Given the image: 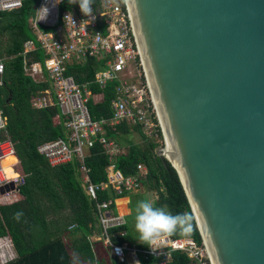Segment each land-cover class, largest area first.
I'll return each instance as SVG.
<instances>
[{"label":"water","instance_id":"1","mask_svg":"<svg viewBox=\"0 0 264 264\" xmlns=\"http://www.w3.org/2000/svg\"><path fill=\"white\" fill-rule=\"evenodd\" d=\"M126 1L172 157L154 153L211 263L264 264V0Z\"/></svg>","mask_w":264,"mask_h":264},{"label":"built area","instance_id":"2","mask_svg":"<svg viewBox=\"0 0 264 264\" xmlns=\"http://www.w3.org/2000/svg\"><path fill=\"white\" fill-rule=\"evenodd\" d=\"M23 1L0 0V12L17 9ZM62 1L57 0L59 3H56V0H34V12L27 18L32 39L26 40L22 45L23 74L38 83H48L47 89L31 97V107L40 109L56 105L66 131L65 138L42 142L36 146V151L51 167L76 160L79 163L78 177L90 198L96 199L99 191L107 192V197L96 200L97 221L91 228L88 239L107 249L109 258H114L119 263L136 264L140 256H151V264H168L171 253L180 251L185 253L192 264H212L199 235L198 242L189 236L162 237L154 251L147 245L139 248L137 240L125 239L128 234L124 219L126 212H120L116 200L126 198L127 202L126 194L131 190L138 191V176L145 174V168L138 164L135 175L123 176L115 168L114 162L124 150L106 138L105 128L113 131L121 122L137 124L147 138L155 136L158 131L156 148L162 150L163 158L167 144L132 33L127 1L99 0L90 16H85L80 8L77 11L61 10L59 4ZM41 7L49 9L43 20H40L42 11H38ZM100 22L102 28H99ZM42 27L48 30L43 32ZM36 46L44 56L41 63L26 58V54L34 51ZM88 58L101 61L103 66L94 72L93 82L103 87L107 81L116 80L114 96L110 100L111 115L106 118L93 119L90 116L87 107L88 97L91 95L89 82L77 83L72 75H67L70 67L83 64ZM130 66L134 71L128 70ZM3 73L4 65L0 61V86ZM126 76L130 79H126ZM5 126L6 117L0 108V134L4 135L0 138V190H3L0 198L13 196L5 202L13 203L12 199L20 196L19 189L25 183V175L17 173L8 176L3 168V158L8 154L15 155L14 143L4 133ZM143 127L147 133L142 131ZM96 140L107 160L105 178L100 183L90 180V169L84 163ZM17 162L18 160L13 164L14 168ZM75 225L72 224L71 227ZM117 248L121 250L119 254ZM17 259L18 254L10 235L0 236V264H8Z\"/></svg>","mask_w":264,"mask_h":264},{"label":"trees","instance_id":"3","mask_svg":"<svg viewBox=\"0 0 264 264\" xmlns=\"http://www.w3.org/2000/svg\"><path fill=\"white\" fill-rule=\"evenodd\" d=\"M98 2L95 0L92 7L95 8ZM33 4L34 0H24L19 8L0 12V61L4 65L0 108L6 117L4 133L15 147V155L8 163L13 166L18 160L16 168H12L15 170L13 174L25 175V183L19 189L21 198L8 205H0V236L9 234L18 254V259L8 264H77L79 261L83 264H125L109 258L107 249L88 239L97 221L96 200L107 197V192H97L96 199L88 197L78 177L79 163L76 160L51 167L36 151V146L42 142L65 138L66 131L56 105L40 109L30 105L32 96L48 88L47 82L38 83L22 71V45L32 39L27 18ZM59 8L77 11L79 5L63 0ZM102 27L100 22L99 28ZM37 47L26 54V58L41 63L44 56ZM102 67L101 61L88 58L83 64L72 66L67 71V75H72L77 83L89 82L91 95L87 107L93 119L111 115L110 100L114 96L116 80L107 81L103 87L93 82L94 72ZM105 132L107 139L119 147H125L124 153L115 158V168L123 176H133L136 174V165H142L145 174L138 176V191L152 192L155 205L163 206L173 214L189 213L192 229L187 236L198 242L194 219L174 169L154 153L158 145V131L155 136L147 138L139 125L121 122L113 131L106 127ZM131 132L138 135L140 144L131 141ZM3 137L1 133L0 138ZM84 163L90 169L89 177L93 183L104 180L107 160L97 140ZM132 198L130 202L135 200V196ZM18 211L23 215L15 219L14 214ZM59 215H62V222L59 221ZM74 223L77 225L74 233L80 235L69 247L62 236L67 227ZM180 236L183 235L172 237ZM125 239L137 240L139 248L145 246L138 236H132L129 232ZM152 261L151 256L139 257V264H151ZM168 264L192 262L185 253L173 251Z\"/></svg>","mask_w":264,"mask_h":264},{"label":"clouds","instance_id":"4","mask_svg":"<svg viewBox=\"0 0 264 264\" xmlns=\"http://www.w3.org/2000/svg\"><path fill=\"white\" fill-rule=\"evenodd\" d=\"M59 2L56 0V3ZM94 2L95 0H68L69 4L78 3L80 11L85 16L92 14ZM38 11L43 13L40 20L46 19L49 9L41 7ZM22 215L23 213L18 211L14 214V218L19 219ZM134 221L141 244L147 245L153 251L162 237H171L176 234L187 236L191 234L192 229V218L189 213L173 214L165 207L156 206L154 202L147 199L136 203ZM116 251L118 254L121 252L119 248ZM136 264L139 262L137 261Z\"/></svg>","mask_w":264,"mask_h":264},{"label":"rangeland","instance_id":"5","mask_svg":"<svg viewBox=\"0 0 264 264\" xmlns=\"http://www.w3.org/2000/svg\"><path fill=\"white\" fill-rule=\"evenodd\" d=\"M42 30H43V32H46V30H48V28H43L42 27ZM128 70H130L131 72L132 71H134V69H133V67L132 66H130L129 68H128ZM126 79H130V77H128V76H126L125 77ZM142 131L144 132V133H147L146 132V128L145 127H143V129H142ZM131 137V141L133 142V143H135V144H140L141 143V141H140V138L138 137V135L135 133V132H131V135H130ZM65 137H66V134H65ZM120 149H122V150H125V147L124 146H122V147H119ZM83 187H84V185H83ZM85 189V188H84ZM83 189V190H84ZM142 192H144V191H142ZM144 193H148V192H144ZM143 193V194H144ZM88 195V194H87ZM108 195V194H107ZM141 193H139V192H137V191H135V190H131V191H129V193H127L126 194V196H127V207H128V209H129V212L124 216V219H125V225H126V227H127V229H128V232H129V234L130 235H132V236H138V233H137V231H136V229H135V221H134V216H135V206H136V203L138 202V201H140V200H144V199H147V200H150V201H152L153 202V199L152 198H148V197H145V198H142L141 197ZM133 196H135V200L133 201V202H130V200L131 199H133L132 197ZM13 196H11V197H1L0 198V203H1V205H3V203H5L6 202V200L9 198H12ZM88 197H90L89 195H88ZM21 198V196H16V197H14V199H12V202H15V201H17V200H19ZM116 202H117V204H118V206H119V210H120V212H127V209L125 208V202H126V198H120V199H117L116 200ZM49 217V216H48ZM48 217H46L47 219H48ZM71 236L69 235V237H68V241H69V238H70ZM69 247H71V245H69V244H67ZM66 245V246H67ZM84 264H87V262H85ZM107 264V263H106Z\"/></svg>","mask_w":264,"mask_h":264},{"label":"crops","instance_id":"6","mask_svg":"<svg viewBox=\"0 0 264 264\" xmlns=\"http://www.w3.org/2000/svg\"><path fill=\"white\" fill-rule=\"evenodd\" d=\"M137 192H139V193H141L142 195H141V197L142 198H145V197H148V198H152L153 199V202H154V200H155V195L152 193V192H148V193H144V192H142V191H137ZM144 193V194H143ZM127 203V202H126ZM8 204H10V202H7V203H3V205H8ZM126 209H127V212H126V214L129 212V209H128V207H127V204H126ZM59 221H61L62 222V215H59ZM75 224V223H74ZM76 226L77 225H75V226H73V227H71V226H68L67 227V229H66V231H64V233H63V236H62V239H63V241L66 243V244H71L72 243V241L73 240H75L76 238H78V236L80 235L79 233H74V228H76ZM69 235L71 236L70 238H69V241H68V237H69ZM79 260H81V259H79ZM76 261V260H75ZM77 264H83L82 263V261H79Z\"/></svg>","mask_w":264,"mask_h":264},{"label":"bare ground","instance_id":"7","mask_svg":"<svg viewBox=\"0 0 264 264\" xmlns=\"http://www.w3.org/2000/svg\"><path fill=\"white\" fill-rule=\"evenodd\" d=\"M169 153H166V155H167V157H168V159L170 160L171 159V157H172V155H171V153L168 155ZM14 154H8V155H6L4 158H3V160H2V165H3V168H4V170L6 171V173H7V175L8 176H12V174H13V172H12V168H13V166L11 167V165L12 164H9L8 163V160L13 156ZM14 175V174H13Z\"/></svg>","mask_w":264,"mask_h":264}]
</instances>
